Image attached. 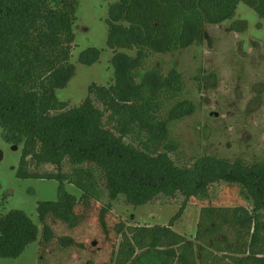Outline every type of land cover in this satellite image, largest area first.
I'll return each instance as SVG.
<instances>
[{
  "label": "trees",
  "instance_id": "16d2710c",
  "mask_svg": "<svg viewBox=\"0 0 264 264\" xmlns=\"http://www.w3.org/2000/svg\"><path fill=\"white\" fill-rule=\"evenodd\" d=\"M240 3L264 21V0H118L107 20L113 81L91 84L81 104L69 109L55 92L75 73L70 58L77 1L0 0L1 137L21 147L17 178L60 183L58 200L38 208L41 243L56 240L60 249L50 257L53 264H264V163L205 155L189 167L175 164L170 126L191 114L193 105L182 98L176 70L163 75L146 67L152 55L199 44L204 27L233 20ZM99 56L88 48L78 63L91 66ZM28 163L58 169L67 163L71 172L38 174ZM64 183L80 190V198L66 193ZM220 184L230 196L212 204L210 187ZM105 194L133 207L159 198L183 201L167 226L125 227L109 204H101ZM191 198L208 203L200 209L196 245L172 230ZM49 220L71 236L56 239ZM92 223L104 243L86 248L71 233L90 230ZM38 233L21 211L0 215V257L20 256Z\"/></svg>",
  "mask_w": 264,
  "mask_h": 264
},
{
  "label": "rangeland",
  "instance_id": "374dc122",
  "mask_svg": "<svg viewBox=\"0 0 264 264\" xmlns=\"http://www.w3.org/2000/svg\"><path fill=\"white\" fill-rule=\"evenodd\" d=\"M75 41L70 63L75 68L73 78L64 89L55 92L56 98L68 108H76L87 97L91 84L107 87L113 81L111 60L114 51L107 46L109 9L118 0H76ZM237 26L239 31L235 30ZM204 38L199 44L171 53L152 55L146 62L147 69L158 67L163 75L172 69L180 74L183 83L182 98L190 101L193 112L170 126V133L177 143V151L170 158L181 167H189L195 159L214 156L234 161L241 158L247 164L264 163V21L240 3L233 20L220 25H206ZM88 48L100 52L99 60L91 66L78 63L80 53ZM135 57L134 51L118 50ZM13 145L2 140L0 130V215L12 210L21 211L39 230L37 239L28 245L16 258H1L0 264H53L57 241L45 246L41 243L42 226L38 221L40 203L59 198L60 183L47 179H19L18 170L21 147L11 150ZM30 172L38 174L70 173L71 166L63 163L60 169L36 166L28 163ZM14 168L11 171V168ZM99 185L104 181L97 173ZM63 190L80 198L81 191L74 185L64 183ZM230 191L224 185L210 187L213 201L218 196L226 200ZM222 198V199H223ZM183 198H159L150 204L133 207L123 197L110 201L105 194L101 204H109L112 214L125 227L167 226L180 210ZM222 202V200H221ZM206 202L191 198L172 230L186 241L196 245L194 237L200 209ZM224 204V202H223ZM95 223V220H92ZM92 223L90 230L81 227L72 236L86 248L91 242L103 245L104 238ZM55 238L70 235L56 221L49 220ZM71 236V235H70Z\"/></svg>",
  "mask_w": 264,
  "mask_h": 264
},
{
  "label": "water",
  "instance_id": "95a60500",
  "mask_svg": "<svg viewBox=\"0 0 264 264\" xmlns=\"http://www.w3.org/2000/svg\"><path fill=\"white\" fill-rule=\"evenodd\" d=\"M17 149H18L17 146H12V147H11V150L14 151V152H16ZM2 160H3V153L0 151V162H1ZM13 170H14V168L12 167V168H11V171H13Z\"/></svg>",
  "mask_w": 264,
  "mask_h": 264
}]
</instances>
